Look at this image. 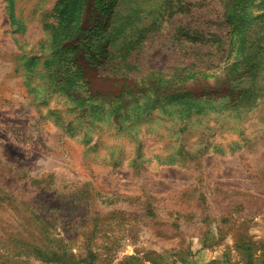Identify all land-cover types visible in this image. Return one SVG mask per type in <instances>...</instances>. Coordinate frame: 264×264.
I'll return each mask as SVG.
<instances>
[{"label":"rangeland","instance_id":"obj_1","mask_svg":"<svg viewBox=\"0 0 264 264\" xmlns=\"http://www.w3.org/2000/svg\"><path fill=\"white\" fill-rule=\"evenodd\" d=\"M231 239L264 243V0H0V264Z\"/></svg>","mask_w":264,"mask_h":264},{"label":"crops","instance_id":"obj_2","mask_svg":"<svg viewBox=\"0 0 264 264\" xmlns=\"http://www.w3.org/2000/svg\"><path fill=\"white\" fill-rule=\"evenodd\" d=\"M250 241V240H248ZM239 242V243H238ZM206 244V243H205ZM203 251L196 253L187 252L182 264H264V243L251 240L248 243H242L239 240L231 239L229 242L218 245H209ZM239 257V262L237 261ZM240 257L241 260H240ZM237 258V259H236ZM186 260L188 262H186ZM186 262V263H185Z\"/></svg>","mask_w":264,"mask_h":264}]
</instances>
